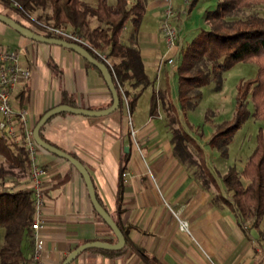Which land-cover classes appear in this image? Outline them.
I'll return each instance as SVG.
<instances>
[{"label":"crops","instance_id":"crops-1","mask_svg":"<svg viewBox=\"0 0 264 264\" xmlns=\"http://www.w3.org/2000/svg\"><path fill=\"white\" fill-rule=\"evenodd\" d=\"M84 1L92 7L97 4V0ZM116 1L109 0V4L115 5ZM136 1L129 0L130 6ZM142 1L145 13L136 35L137 45L153 82L152 89L172 99V91L164 82L171 71L166 61L175 55V51H168L159 23L169 7L181 10L186 2ZM164 4L168 9L162 7ZM189 10L190 13L193 11L190 7ZM0 13L35 30L30 22L2 3ZM34 13L37 17L43 16L44 23H50L49 10L38 9ZM132 30L130 21L122 36L126 44L131 41ZM0 49L18 51L21 65L30 70L29 79L15 89L13 104L17 112L27 113L26 127L32 132L48 111L69 104L64 102L65 96L75 108L103 111L113 105L112 93L100 70L69 49L30 40L2 22ZM160 103L159 116H151L150 106L147 122L146 119L137 121V133L133 131L135 137L127 126V112H130L123 99L120 109L106 116L68 113L54 116L41 130V136L86 167L97 197L108 213L117 217L121 209L123 225L131 226L127 236L132 244L155 257L160 264H264V217L258 228L251 222L240 225L228 206L214 203L212 191L203 189L190 178L185 165L184 168L175 159L171 134L162 122ZM138 105L130 116L137 113ZM10 141L17 147L22 145L21 139ZM128 153L127 176L120 194L121 167ZM37 158L44 170L46 196L41 232L45 241V264H63L79 247L113 239L109 226L95 214L87 186L77 169L66 159L42 148H39ZM3 160L0 156V161ZM150 168L160 179L159 191L177 206L174 213H180L181 218L185 216L190 222L193 229L190 233L181 231L175 220H168L149 179ZM24 187H33L31 178L24 180ZM219 187L221 189L220 184ZM23 250L30 258L32 243L25 241ZM71 264L146 262L132 249L115 255L89 249Z\"/></svg>","mask_w":264,"mask_h":264},{"label":"trees","instance_id":"trees-1","mask_svg":"<svg viewBox=\"0 0 264 264\" xmlns=\"http://www.w3.org/2000/svg\"><path fill=\"white\" fill-rule=\"evenodd\" d=\"M0 3L23 16H30L38 9L45 12L49 10L51 14L47 17L50 23L46 24L57 28H71L95 50L106 55L113 66L117 82L125 91L130 114L136 109L143 92L153 86L136 41L145 13L142 0H137L132 6L129 0H117L115 5H110L109 0H97L95 7L84 0H0ZM198 3L199 0H193L190 9L193 10ZM261 4H264V0H220L216 9L206 12L205 21L209 28L200 31L180 54L181 62L177 68L178 98L183 111L195 109V101L202 99L200 89L211 83H215L216 90L220 91L223 75L237 64L255 63L259 66L255 78L240 82L232 119L218 125L208 142L210 148L224 154L233 136L251 117L264 121V18L250 16L246 19L229 20L234 14ZM42 18L43 16L38 17V20L43 22ZM130 21L133 30L131 41L126 44L122 36ZM33 31L51 38L36 29ZM90 53L101 61L95 53ZM250 97L254 112L249 109ZM64 102L74 107L66 96ZM160 102V94L154 89L150 104L152 117L159 116ZM170 109L177 113L173 104H170ZM168 115L170 118L169 112ZM171 119L177 121L176 116H171ZM173 135L174 143L178 144L175 146V156L183 162L186 155L188 158L190 156L182 146L184 156L181 157L179 145H183V140L192 145L201 157L198 168L204 187L208 189L210 184L219 190V199L235 213L240 225L251 222L254 228H258L264 217V133L260 131L257 146L244 168L241 170L237 166L230 167L222 177L223 186L231 195L230 199L221 195L219 184L209 169L203 148L198 142L187 132L181 134L179 129L173 130ZM0 156L4 159L0 164V264H30L33 251L31 257H27L23 245L25 241H30L34 249V191L30 187H11L7 181L10 177L14 181L31 178L32 166L25 138L23 137L22 145L17 147L0 134ZM129 159L130 154H125L121 167L120 194L124 188L123 181L127 176ZM101 205L103 206L102 203ZM95 214L104 221L96 210ZM122 216L123 211L120 209L118 216L112 218L126 239L125 247L119 251L95 250L106 255H115L132 249L146 264H160L155 257L132 244L127 236L131 226L123 225ZM111 233L113 239L102 241L116 244L118 240L112 230Z\"/></svg>","mask_w":264,"mask_h":264},{"label":"rangeland","instance_id":"rangeland-1","mask_svg":"<svg viewBox=\"0 0 264 264\" xmlns=\"http://www.w3.org/2000/svg\"><path fill=\"white\" fill-rule=\"evenodd\" d=\"M182 1H185L186 4L181 10L175 9L173 7V10L178 14L175 25L178 29L181 53L184 52V50L192 42L193 38H195L200 33V31L209 28L205 21L206 12L216 9V6L220 0H199L197 7H195L191 13L189 7H191L193 0ZM162 7L164 9H168V5L166 4H164V6ZM20 16H22L28 22L32 21L31 17L38 20V15H36L35 13L30 16ZM250 16H259L264 18V4L256 5L249 9H244L241 12L234 14V16L229 20L246 19ZM180 62L181 59L180 57H178L177 62L174 66L169 65L171 71L168 74L166 81L167 83L164 82L165 75L161 78L165 86L168 85L172 91V99H168L164 93H159L161 98L160 109L161 115H163L164 119L162 121L163 125L165 126L164 128H167L169 134H171L174 153L175 146L178 145L173 141V130L175 129H179L181 134L183 132H187L193 139L198 142V144L203 148L204 158L206 159L209 169L214 174L218 184L221 185V195L230 199L231 195L225 190L222 183V177L227 173L230 167L237 166L241 170L244 168L257 146V138L260 131L264 133V121H258L251 117L233 136L225 154L222 151L210 148L208 142L218 125L232 119L235 112L237 88L240 82L242 80H250L255 78L258 74L259 66L255 63L237 64L235 67H233L223 75V86L220 91L216 90L215 83H211L209 86L200 89V91L202 92V99L195 101L197 103V107L195 109L183 111L180 107L178 98L177 68L179 67ZM166 63L168 64L167 61ZM159 91L161 92V90ZM152 92V87L146 89L143 97L139 102L138 108L136 110L137 113H135L133 117L130 116V114H128L127 112V126L131 133L133 131H136L137 133L138 120L146 119L147 122ZM170 104H173L177 109L176 114L171 111ZM249 109L251 110V112H254V106L251 97L249 98ZM168 112L170 114V118L168 117ZM171 116L172 118L176 116L177 121H172ZM178 141L179 139H177V142ZM182 142L183 145H179L180 149L182 148V146L185 147L186 149L184 151L187 152L190 157L188 158V155L185 154L186 156L183 159V162L176 156L175 159H177V161L181 165H183V167L185 165L190 178L199 183V185L203 189L212 191V200L214 203H222V205L225 206L221 199H219V190H217L213 185L210 184L208 189L204 187L202 179H200V169L198 168L201 157L196 149L186 141L183 140ZM135 145H138V148H140V144H137V142H135ZM184 151L181 149V152H179L181 154V157L182 155L184 156ZM142 153H145L144 150L142 151ZM2 163L3 161H0V164ZM188 167H190V170L188 169ZM150 171L151 174H149V179L152 182L157 194L159 195L160 200L162 201L163 208L166 210V213L169 216L168 220H175L179 227L178 219L174 214V212L177 211V206L171 200H169V198H167L163 194V192L161 193L159 191V188L157 186L160 185V179L155 175L153 169L150 168ZM196 173L198 175H196ZM18 180L19 181H14V178L10 177L7 180L8 185H10L11 187L23 188L24 180ZM182 219H185V216H182ZM190 230H193L191 225Z\"/></svg>","mask_w":264,"mask_h":264},{"label":"built area","instance_id":"built-area-1","mask_svg":"<svg viewBox=\"0 0 264 264\" xmlns=\"http://www.w3.org/2000/svg\"><path fill=\"white\" fill-rule=\"evenodd\" d=\"M168 1L170 2L171 0ZM177 17L178 14L172 8H169L159 23L160 31L168 50L170 52L175 51V55L171 56L167 60L168 65L170 66H174L176 64L177 58L180 57L181 54L178 29L175 25ZM31 20L32 21H29L31 25L40 33L48 35L51 38H57L70 43L78 44L95 53L101 61L109 67L122 99L125 100L127 106H129L125 91L117 82L113 66L106 55L95 50L83 37L75 33L72 29L57 28L37 19H33L32 17ZM29 77L30 70L21 65L18 51L0 49V134L3 137L16 142L21 139L22 143L23 137L25 138V146L32 166L31 181L33 184L32 188L34 191L35 201V215L32 224L34 249L30 264H45L43 257L45 251V241L41 233L44 227L42 210L46 201L45 189L43 185L44 170L39 166L37 161L39 146L33 137V132L28 130L26 127L27 113L17 112L13 104L15 89L22 81H27ZM132 136L135 137L134 132H132ZM174 214L178 219L179 229L183 232L190 233L189 222L182 219L180 213Z\"/></svg>","mask_w":264,"mask_h":264},{"label":"water","instance_id":"water-1","mask_svg":"<svg viewBox=\"0 0 264 264\" xmlns=\"http://www.w3.org/2000/svg\"><path fill=\"white\" fill-rule=\"evenodd\" d=\"M0 22L6 24L7 26L14 29L19 34L23 35L24 37L39 42L43 44H50V45H57L64 47L66 49H69L77 54H79L82 58L87 60L90 64L95 66L97 69L100 70V72L103 74L109 89L113 96V105L103 111H94V110H88V109H81V108H75L68 105H62L58 106L50 111H48L37 123L34 131H33V137L37 143V145L60 157L63 159H66L69 161L81 174L83 177L85 184L87 186L89 196L91 199V202L93 204L94 209L96 212L104 219V221L107 223V225L111 228L113 233L115 234L118 242L116 244H109L101 241L91 242L88 244H85L78 249H76L64 262L63 264H71L81 253H83L86 250L89 249H104L108 251H119L122 250L126 245V239L113 220L112 216L108 213V211L101 205V203L98 200L96 189L92 180V177L89 173V171L86 169V167L75 157L71 156L70 154H67L55 146L47 143L42 137H41V130L42 128L54 117L59 114L68 113V114H74V115H81V116H88V117H99V116H106L110 115L117 110L120 109L122 104V97L118 91V88L115 83V79L113 77L112 72L110 71L109 67L103 63L102 61L97 60L88 49L74 43H70L61 39L57 38H49L46 36H43L41 34H38L34 32L33 30L21 25L19 22L13 20L7 15L0 13ZM127 151V149H126Z\"/></svg>","mask_w":264,"mask_h":264}]
</instances>
